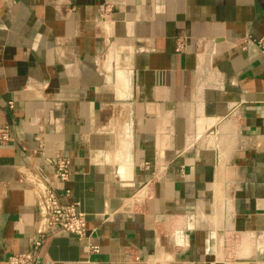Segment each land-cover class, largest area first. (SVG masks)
Listing matches in <instances>:
<instances>
[{
  "label": "crops",
  "instance_id": "1",
  "mask_svg": "<svg viewBox=\"0 0 264 264\" xmlns=\"http://www.w3.org/2000/svg\"><path fill=\"white\" fill-rule=\"evenodd\" d=\"M261 37L264 0H0V264L59 155L91 234L52 264H264Z\"/></svg>",
  "mask_w": 264,
  "mask_h": 264
},
{
  "label": "built area",
  "instance_id": "2",
  "mask_svg": "<svg viewBox=\"0 0 264 264\" xmlns=\"http://www.w3.org/2000/svg\"><path fill=\"white\" fill-rule=\"evenodd\" d=\"M264 53V37L256 40ZM13 106V103H10ZM3 140L11 138L9 127L0 128ZM71 160L67 156L56 157V170L53 175L31 171L27 179L32 185L36 196L38 218L36 235L31 241L30 249L10 255L4 264H52L43 253L44 243L48 235L54 232L74 233L80 238H87L91 234L85 211L81 209V202L70 200V189L60 193L55 182L65 183L70 179ZM91 250L98 251L99 245H91Z\"/></svg>",
  "mask_w": 264,
  "mask_h": 264
}]
</instances>
